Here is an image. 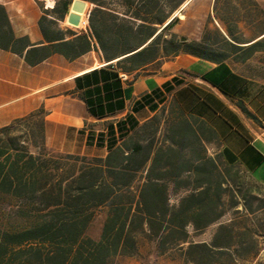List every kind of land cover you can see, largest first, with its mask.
Segmentation results:
<instances>
[{
    "label": "trees",
    "instance_id": "16d2710c",
    "mask_svg": "<svg viewBox=\"0 0 264 264\" xmlns=\"http://www.w3.org/2000/svg\"><path fill=\"white\" fill-rule=\"evenodd\" d=\"M75 1L89 5L83 27L69 26ZM187 1L32 0L30 22L25 6L0 0V53L28 68L94 53L99 67L75 83L90 117L101 119L124 109L130 76L157 74L181 55L220 64L264 51V0H213V26L190 41L170 32ZM156 110L140 126L129 115L89 132L86 145L105 154L67 155L69 168L19 151L9 127L0 129V264H109L137 255L141 242L178 251L184 264H264L263 204L244 187L246 173L210 154L218 143L206 123L174 103ZM98 210L105 214L95 240L87 229ZM214 225L209 243L193 240Z\"/></svg>",
    "mask_w": 264,
    "mask_h": 264
},
{
    "label": "crops",
    "instance_id": "0c3cea01",
    "mask_svg": "<svg viewBox=\"0 0 264 264\" xmlns=\"http://www.w3.org/2000/svg\"><path fill=\"white\" fill-rule=\"evenodd\" d=\"M39 38L35 33L31 40ZM49 62L48 67L28 68L14 56L0 53V108L41 95L52 101L42 122L45 147L71 155L92 149L103 156L105 150L86 145L89 132L96 134L129 115L140 126L156 114L152 108L160 109L171 100L184 114L212 128L218 146L209 148L211 154L219 153L226 164L243 168L264 185V51L244 62L220 64L181 55L157 74L130 76L123 86L124 109L101 119L90 117L75 83L77 77L99 67L96 55L91 53L73 64L60 56ZM115 116L120 117L98 130L84 127L87 120Z\"/></svg>",
    "mask_w": 264,
    "mask_h": 264
},
{
    "label": "rangeland",
    "instance_id": "374dc122",
    "mask_svg": "<svg viewBox=\"0 0 264 264\" xmlns=\"http://www.w3.org/2000/svg\"><path fill=\"white\" fill-rule=\"evenodd\" d=\"M12 1L11 7H17L23 5L26 7V12L28 13L29 21L32 22L33 18V5L32 0H29L27 4H24V0H10ZM20 1V2H19ZM46 2V0H44ZM52 1V0H51ZM50 1V2H51ZM76 4V9L70 11V23L69 26L74 27V24H79L83 27L84 17L87 13L89 5L87 3L73 2L70 5V10L72 6ZM264 7V1L262 3ZM213 0H188L182 7L183 16L179 18L177 24H175L170 32L175 33L183 40H195L198 39L202 33L205 26L211 28L213 23H209V18L213 16L212 13ZM75 7V6H74ZM78 15L80 18L78 21L74 22L72 17ZM155 67L147 68L145 73H151L155 70ZM50 99L41 95L33 100H27L24 103L16 104L8 107L0 108V129L4 127H9L7 134L8 137H15L16 148L19 151L27 149L30 153L34 155H39L42 160H48L51 162L50 168L55 167H71L75 165L73 159H67V155H71L65 152H58L45 147L44 150L40 149L39 140V123L44 121L45 116L50 112L51 105ZM173 102L168 100L166 104L162 107L171 108ZM120 116L111 117L106 120H87L84 122L85 129H100L106 123L116 121ZM0 137H2L0 135ZM1 139V138H0ZM209 148H214L213 144L209 145ZM213 153V152H211ZM210 153V154H211ZM102 153L88 149V151L83 154H73V156H86L87 158L100 157ZM241 168V167H240ZM246 178L244 177L243 182L245 188H249L253 194L259 198L263 204L264 213V185L258 183L252 175L246 172ZM51 170V169H50ZM56 178L53 172L50 174L49 179L52 180ZM8 204V202H6ZM104 210H98L96 216L89 228L87 229V236L98 239L101 226L104 220ZM264 222V218H263ZM216 228V225L209 227L203 233L193 236V240L197 242H207L209 243L212 234ZM259 260L264 261V251L261 252L258 257ZM257 259V260H258ZM109 264H184L180 253L176 250L167 251L164 254H160L154 243L152 242H141L139 246L138 254L134 257H116L112 259ZM248 264V263H245Z\"/></svg>",
    "mask_w": 264,
    "mask_h": 264
},
{
    "label": "water",
    "instance_id": "95a60500",
    "mask_svg": "<svg viewBox=\"0 0 264 264\" xmlns=\"http://www.w3.org/2000/svg\"><path fill=\"white\" fill-rule=\"evenodd\" d=\"M79 18H80V17H79L78 15H75V16H73L72 20H73L74 22H76V21H78Z\"/></svg>",
    "mask_w": 264,
    "mask_h": 264
},
{
    "label": "bare ground",
    "instance_id": "6f19581e",
    "mask_svg": "<svg viewBox=\"0 0 264 264\" xmlns=\"http://www.w3.org/2000/svg\"><path fill=\"white\" fill-rule=\"evenodd\" d=\"M46 1L50 2L51 0H46ZM72 18H73V17H72Z\"/></svg>",
    "mask_w": 264,
    "mask_h": 264
},
{
    "label": "built area",
    "instance_id": "2783aa9c",
    "mask_svg": "<svg viewBox=\"0 0 264 264\" xmlns=\"http://www.w3.org/2000/svg\"><path fill=\"white\" fill-rule=\"evenodd\" d=\"M123 79H126V77H123Z\"/></svg>",
    "mask_w": 264,
    "mask_h": 264
}]
</instances>
